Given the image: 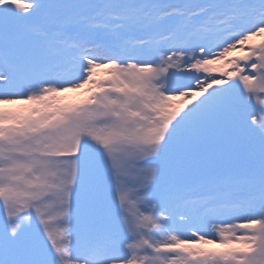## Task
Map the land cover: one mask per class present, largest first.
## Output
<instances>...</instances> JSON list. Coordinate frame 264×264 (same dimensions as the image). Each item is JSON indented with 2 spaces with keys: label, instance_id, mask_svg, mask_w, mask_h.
Wrapping results in <instances>:
<instances>
[{
  "label": "snow or ice",
  "instance_id": "snow-or-ice-1",
  "mask_svg": "<svg viewBox=\"0 0 264 264\" xmlns=\"http://www.w3.org/2000/svg\"><path fill=\"white\" fill-rule=\"evenodd\" d=\"M0 264H264V0H0Z\"/></svg>",
  "mask_w": 264,
  "mask_h": 264
},
{
  "label": "rangeland",
  "instance_id": "rangeland-1",
  "mask_svg": "<svg viewBox=\"0 0 264 264\" xmlns=\"http://www.w3.org/2000/svg\"><path fill=\"white\" fill-rule=\"evenodd\" d=\"M260 38L257 37V40H259ZM234 55H236L237 53H233ZM84 90L81 89V90H77V91H70V92H67V93H62L63 96L67 97V99L69 101H76V100H80L83 98V95H84ZM9 107H15L17 105H8ZM219 245H215L213 247H218Z\"/></svg>",
  "mask_w": 264,
  "mask_h": 264
}]
</instances>
